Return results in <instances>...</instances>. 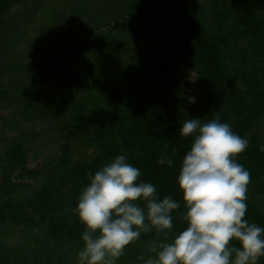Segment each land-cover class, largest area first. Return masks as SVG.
Masks as SVG:
<instances>
[{
	"label": "trees",
	"instance_id": "16d2710c",
	"mask_svg": "<svg viewBox=\"0 0 264 264\" xmlns=\"http://www.w3.org/2000/svg\"><path fill=\"white\" fill-rule=\"evenodd\" d=\"M0 112V264H79V197L117 155L180 205L116 264L155 258L188 226L178 176L193 138L179 130L217 114L249 140L245 219L264 227V0H0Z\"/></svg>",
	"mask_w": 264,
	"mask_h": 264
},
{
	"label": "clouds",
	"instance_id": "9594fccd",
	"mask_svg": "<svg viewBox=\"0 0 264 264\" xmlns=\"http://www.w3.org/2000/svg\"><path fill=\"white\" fill-rule=\"evenodd\" d=\"M179 134L193 138L178 176L188 226L171 242H157L155 258L139 259L143 264H258L264 257V227L245 219L251 176L236 161L249 140L221 122L219 114L207 121L185 120ZM157 163L172 167L174 161L162 155ZM140 176L125 155L89 174L75 209L86 227L79 264H116L141 230H150L146 220L158 231L172 229L171 213L180 205L170 196L159 199L156 187L139 182ZM141 200L147 213L137 203Z\"/></svg>",
	"mask_w": 264,
	"mask_h": 264
},
{
	"label": "rangeland",
	"instance_id": "374dc122",
	"mask_svg": "<svg viewBox=\"0 0 264 264\" xmlns=\"http://www.w3.org/2000/svg\"><path fill=\"white\" fill-rule=\"evenodd\" d=\"M182 87L186 92L193 95L192 99L189 101V104L191 106H194L196 97L199 94L200 89L202 88V85L198 82L197 74H190L189 76L184 78L182 81ZM0 116H2L1 112H0ZM40 167H41V161L34 160L32 159V157L29 158L28 160L29 170L39 171Z\"/></svg>",
	"mask_w": 264,
	"mask_h": 264
}]
</instances>
